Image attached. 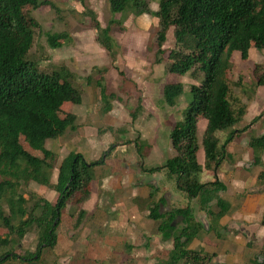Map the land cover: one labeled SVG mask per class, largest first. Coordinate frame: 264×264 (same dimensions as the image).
<instances>
[{
	"label": "trees",
	"instance_id": "obj_1",
	"mask_svg": "<svg viewBox=\"0 0 264 264\" xmlns=\"http://www.w3.org/2000/svg\"><path fill=\"white\" fill-rule=\"evenodd\" d=\"M45 4H49L47 0H0V228L8 230L7 237H0V245L13 247V242L22 240L32 230L37 232L38 239L36 251L20 255L10 248L0 254V264H49L43 250L56 246L63 210L70 201L80 203L90 197L95 166L104 164L106 159L104 154L98 161L88 163L81 153L70 151L58 166L57 181L52 182L58 152L48 144L68 129L78 128L77 114L70 110L63 114L62 107L67 102L82 101V92L66 66L45 72L29 57L34 29L39 23L26 7L36 9ZM158 5L156 15L161 27L157 61L161 62L162 54L168 51L163 44L169 28L174 27L179 47L168 52V71L203 74L200 83L190 87V101L183 119L176 121L170 130L172 145L178 153L168 157L164 166L175 176L182 191L190 198H200L201 208L211 219L210 231L221 236L219 222L233 207L219 195L225 184L217 178L204 182L202 174L205 170H218L225 159L233 157L227 145L236 134L234 126L246 114L258 87L264 86L262 72L252 92L245 95L246 99L240 98L243 104L233 106V100L240 101L232 94L229 78L234 53L240 52L244 61L249 59L252 47L264 52V0H158ZM109 8L114 14L132 11L141 15L151 11L149 0H109ZM89 13L98 42L114 54L118 47L111 35L115 19L102 26L96 14ZM46 39L52 48L72 40L66 31L48 32ZM97 83L105 110L109 111L111 100L118 97L108 92L101 81ZM235 85H242V76ZM183 93L182 82H167L163 101L173 106ZM200 118L207 119L202 137L204 164L198 161ZM229 129L230 134L221 144L220 133ZM245 130L246 127L238 132ZM248 144L253 150V163L264 168V134H251ZM259 177L264 178V171ZM31 182L56 190L59 194L56 203L33 193L27 198L22 188ZM213 200L216 204L210 206ZM158 207H151L149 216L159 222L158 230L163 237L173 240V247L155 264H206L214 253L188 247L203 230L192 208H178L166 215L169 212L161 214ZM179 215L184 217V224L174 226L171 221ZM83 216L84 210H80L77 224Z\"/></svg>",
	"mask_w": 264,
	"mask_h": 264
},
{
	"label": "rangeland",
	"instance_id": "obj_2",
	"mask_svg": "<svg viewBox=\"0 0 264 264\" xmlns=\"http://www.w3.org/2000/svg\"><path fill=\"white\" fill-rule=\"evenodd\" d=\"M47 1L49 4L36 9L26 7L39 23L34 29L35 39L29 57L45 72L66 66L74 74L75 86L82 92V101L67 102L62 107L63 114L69 110L77 114L78 128L68 129L62 137L49 141L51 149L58 152L52 182L57 181L58 166L70 151L81 153L88 163L98 161L104 154L106 159L104 164L95 166L90 197L80 203L70 201L63 210L56 231L58 242L54 248H44L43 256L49 264L158 263L171 251L173 240L165 239L163 232L158 230L159 222L149 216L151 207L159 205L158 212H169L166 214L169 215L175 209L190 206L198 221L204 217L211 222L206 210L201 208L200 198H190L182 191L175 176L164 166L167 157L178 153L171 144L170 130L176 121L183 119L190 101V87L199 84L203 74L195 71L182 75L168 71V52L179 47L174 27L169 28L163 44L168 51L162 54L161 62L157 61V36L161 27L156 15L158 0H149L151 11L141 15L132 11L114 14L110 11L109 0ZM89 11L96 14L102 26L115 19L111 26V35L118 45L114 54L98 42ZM61 31L70 34V43L59 48L50 47L46 34ZM232 60L234 66L229 73L232 94L238 100L246 99L245 95L252 92L264 72V52L252 47L248 60H241L240 52H235ZM257 65L259 69H255ZM240 76L242 85L238 87L235 82ZM98 81L118 97L111 100L109 111L105 110ZM176 81L184 84V93L170 106L163 101V87L167 82ZM263 87H258L253 96L256 99L250 100L252 114H246L237 122L235 130L258 123L257 119L264 113ZM242 104L241 99L233 100L234 107ZM205 120L198 121L199 138ZM260 122L264 123V119ZM230 131L221 132V140H225ZM245 131L235 136V143L249 148L250 136L258 128L254 127L247 137L242 135ZM199 149L202 161L204 150L202 146ZM243 153L244 157L249 155L247 149ZM225 164L223 162L224 167L218 170H205L202 180H215L221 167L226 170ZM260 179L264 183V178ZM166 187L171 192H165ZM22 190L27 198L33 193L52 204L59 195L53 188L33 182L24 185ZM171 193L176 196L173 202ZM215 204L213 200L210 206ZM80 210H84V216L77 224ZM183 221L184 217L179 215L171 222L174 226H182ZM263 221L264 216L257 223ZM7 232L6 228H0V237H7ZM205 233L203 229L200 238L196 237L197 244L190 243L189 249L213 254L215 248L203 242ZM257 240L253 236L250 242L255 244ZM37 245V232L32 230L22 240L13 242V247L0 245V254L12 248L15 253L24 255L27 251H36ZM212 258L206 264L214 263Z\"/></svg>",
	"mask_w": 264,
	"mask_h": 264
},
{
	"label": "crops",
	"instance_id": "obj_3",
	"mask_svg": "<svg viewBox=\"0 0 264 264\" xmlns=\"http://www.w3.org/2000/svg\"><path fill=\"white\" fill-rule=\"evenodd\" d=\"M259 91L260 90H258L257 93ZM255 99L256 98H252L251 102ZM251 102L247 107L246 114L248 115L252 114ZM260 110H262V107ZM262 119H264V113L257 119L258 123L253 127L251 125L247 128L248 130L246 129L247 131L242 135L247 137L246 135L253 132L254 127L258 128V131L253 133L254 135H263L264 123L260 122ZM206 125L207 119L205 120L202 129L201 138H199L198 134V143L200 147L202 146V137ZM238 130L239 128L236 129L234 137L240 135ZM221 141L224 142V138ZM236 141L235 137V139L233 138L227 145V151L233 154V157L223 161L227 164V167L225 166L226 170L221 167V172L219 171V173H217V178L225 184V189L221 190L219 195L228 200L232 204L233 209L229 214L223 216L219 222L221 236L215 231H212L215 234L211 233V222H209V225H206V227L203 226V229L206 232L203 234L206 236L203 242L204 244L206 243V245L211 244L213 247L210 245L208 246L215 248L213 251L215 254L212 258L214 263L212 264H217L218 262L219 264H264V221L262 224L257 223L259 218L264 216V183L261 182V179L259 178L261 170L264 168L261 165H255L252 163L254 155L253 150L250 147L242 148L235 143ZM246 149L249 155L244 157L242 156L244 154L243 150ZM199 151H201V149L198 150V155ZM176 154L177 153H174L170 155V157ZM200 157L201 156L199 155V163L204 164L205 154L202 155V161L200 160ZM247 159L248 163L245 164ZM227 160H229V162ZM221 166L224 167V165ZM166 190L170 191L168 187H166L164 191L166 192ZM175 198L176 196L171 193L172 202L175 201ZM259 215L261 216L259 217ZM216 234L219 236L218 238ZM199 235L197 237L200 238ZM253 236L255 239H258L255 244L250 242L251 238L253 239ZM195 240L196 238L191 244H195ZM217 243L218 247L216 248Z\"/></svg>",
	"mask_w": 264,
	"mask_h": 264
},
{
	"label": "water",
	"instance_id": "obj_4",
	"mask_svg": "<svg viewBox=\"0 0 264 264\" xmlns=\"http://www.w3.org/2000/svg\"><path fill=\"white\" fill-rule=\"evenodd\" d=\"M200 222L203 224L204 227H206V225H209V221H207L204 217L200 218Z\"/></svg>",
	"mask_w": 264,
	"mask_h": 264
},
{
	"label": "flooded vegetation",
	"instance_id": "obj_5",
	"mask_svg": "<svg viewBox=\"0 0 264 264\" xmlns=\"http://www.w3.org/2000/svg\"><path fill=\"white\" fill-rule=\"evenodd\" d=\"M196 216V215H195ZM200 222V221H199ZM202 224V223H201ZM202 226H203V224H202Z\"/></svg>",
	"mask_w": 264,
	"mask_h": 264
}]
</instances>
